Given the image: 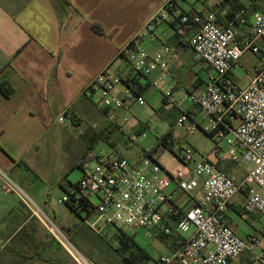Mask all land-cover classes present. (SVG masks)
<instances>
[{
    "label": "crops",
    "instance_id": "1",
    "mask_svg": "<svg viewBox=\"0 0 264 264\" xmlns=\"http://www.w3.org/2000/svg\"><path fill=\"white\" fill-rule=\"evenodd\" d=\"M165 1L0 0V170L18 186L27 187L32 200H36L42 209L50 211L48 191L30 190L31 181L33 175L42 170L48 176V158L57 152L55 147L60 143L70 145V167L77 164L82 168L87 158H94L91 149L97 144L99 135L111 129L109 124L113 118H120L128 110H153L169 129L185 113L193 114L192 118L199 121L200 112L189 102L188 96L199 91L208 68L196 60L195 52L182 41L183 36L171 28L173 20L160 22L156 39L145 41V47L151 54L162 50L165 45L175 52V57L167 56L169 77L163 79L159 86H154L153 82L160 77V71L144 78L135 74L128 60L121 55ZM185 2L191 9L183 6ZM257 2L264 4V0ZM243 4L250 11L256 8L254 0H243ZM214 7L223 9L224 15L231 10V3L229 0H205L201 8L190 5L187 0L181 3V10L191 14H204ZM94 25L101 27L104 34L97 33ZM247 30L248 26L237 28L236 43L242 42ZM194 31V28L189 29L191 35ZM258 46L259 53L245 51L240 61L241 68L231 74L241 87H247L251 75L264 66V42L259 41ZM105 68L111 71L114 68L119 75L137 76L141 84L138 92L145 98L146 105L140 106L134 100H128L123 109H102L87 100L82 95L83 90ZM4 86L13 90L12 96L3 94ZM119 90L122 92L123 88ZM166 90H172L174 104H169L164 98ZM68 111L76 117L75 120L66 116ZM62 115L68 118V124L59 121ZM142 126L150 128L145 120L133 117L131 125L122 129L126 135ZM73 129L81 130L77 139ZM53 134H58L60 139H54ZM124 134L117 138L115 131L112 139L127 153L132 149L127 145L123 147L121 142H126L127 138ZM185 135L183 132L182 138ZM136 154L133 152L132 157ZM156 155L171 172L189 174L185 164L170 150L161 147ZM225 160H230L221 161L227 167ZM249 169L247 165L243 170L245 175L235 181L243 180ZM67 171L59 169L55 181L65 193L73 188L63 185L67 181L64 177ZM232 172L230 165V174H226L231 177ZM1 186L0 177V264H58L57 261L71 259L59 249L52 234L33 215L27 202L15 192L4 193ZM172 190L176 204L189 209L192 200L178 190L176 182ZM246 196V192L237 195L236 211L231 221L232 228L244 238L254 231L252 222L243 221L238 216L246 203ZM67 212L69 215L63 214L61 230H67L74 236L80 229L74 215L79 216L69 207ZM54 219L58 220L56 212ZM144 233L149 241L159 240L165 245L167 251L163 255L172 249L162 240L152 239L147 232ZM239 261L259 264L250 252H244L231 264ZM69 264L74 263L70 261Z\"/></svg>",
    "mask_w": 264,
    "mask_h": 264
},
{
    "label": "built area",
    "instance_id": "2",
    "mask_svg": "<svg viewBox=\"0 0 264 264\" xmlns=\"http://www.w3.org/2000/svg\"><path fill=\"white\" fill-rule=\"evenodd\" d=\"M183 1L166 0L122 54L135 74L150 78L160 71V77L153 82L154 86H159L169 77L167 56L175 57V52L165 45L151 54L145 41L156 39L160 22L180 19L182 41L195 52L196 60L206 65L208 74L202 79L199 91L188 96L189 102L200 112L201 120L185 113L167 133L177 141L183 137V132L192 135L202 130L214 142L217 161L229 159L235 164L250 166L245 178L236 182L206 156L196 160L189 147L183 146V163L189 170V174H185L171 172L151 149H141L132 157L118 146L109 153L101 151L93 168L85 160L83 177L60 203L81 207L88 216L84 224L95 233L114 226L125 232L145 231L152 239L170 237L174 246L158 264H231L244 252H250L259 264H264V66L251 75L247 87H241L231 75L241 68L245 51L260 52L258 42H264V5L250 11L243 0H239L243 7L222 24L215 12L182 11ZM241 26H248L247 34L241 43H236L237 28ZM191 28L195 30L192 35ZM138 89L139 81L134 75L123 76L105 68L82 95L102 109H123L128 100L145 106L146 100ZM164 98L169 104L175 102L172 90H166ZM65 118L61 116L59 121L64 123ZM120 131L124 134L123 129ZM144 135L136 132L128 135V148L132 149ZM0 177L2 191L19 194L76 264H94L8 174L0 170ZM174 182L178 190L192 200L189 209L176 204ZM243 192L247 193L246 203L238 216L252 222L254 228L246 238L231 226L235 199Z\"/></svg>",
    "mask_w": 264,
    "mask_h": 264
},
{
    "label": "rangeland",
    "instance_id": "3",
    "mask_svg": "<svg viewBox=\"0 0 264 264\" xmlns=\"http://www.w3.org/2000/svg\"><path fill=\"white\" fill-rule=\"evenodd\" d=\"M190 5H194L196 8H201L203 6V2L199 0H187ZM186 2L183 3L186 9H191ZM124 62V61H123ZM113 68V72H114ZM119 89H122L121 87ZM63 116V115H62ZM137 117L142 120H145L149 123L150 128H148L144 133L143 137H139L136 144L133 145L132 150L128 151L127 154L132 156L133 152H139L141 149L148 150L149 148L156 147L158 144V138L161 137L163 134L167 133L169 126L163 120H161L153 110H128L124 113L120 118L112 119L116 128L117 138L122 136L123 133L120 131L122 127L126 128L125 126H130L132 123V118ZM65 123L68 124V118H65ZM201 117L199 118V121ZM109 126H112L109 124ZM114 126V125H113ZM81 130L73 129V133L75 138L77 139L78 133ZM56 133V132H54ZM127 134L125 136L131 135ZM54 139H60L58 134H53ZM181 140L179 138L177 141ZM184 145L185 147H189L193 150L194 156L196 160H202V156L208 157L211 161L216 162V151L214 142L208 137L202 130H198L195 134H187L184 136ZM123 147H125L126 142H121ZM57 152L54 153L52 156L48 158L47 162V169L50 171L48 176L44 170L36 172L33 175V179L31 181V188L30 190L33 191H41L47 189L48 192V200L51 203L50 211L42 209L36 200H33L34 203L40 207L46 214L50 216V218L57 224V226L61 228V221L63 218V214H68V207L66 203H60V200L66 196L67 193L64 192L62 187L58 185L57 182V175L58 170H68L64 177H66L67 181L71 184H78L81 178L83 177L84 171L79 165H74L70 167V153L71 150L69 143L63 142L60 143L57 147ZM178 148V147H177ZM112 150L110 144H108L105 140L99 139L97 144L94 148L91 149L94 158L88 161V166L93 168L97 164L96 156L103 151L105 153H109ZM77 152V151H76ZM225 165H231L233 172L231 173V177L234 180H240L245 174L243 170L247 167V164H235L232 161L224 162ZM249 166V165H248ZM225 167V166H224ZM23 170V169H22ZM25 171V170H23ZM44 171V173H43ZM43 173V174H41ZM46 177V178H45ZM21 189L27 196H30L31 199L33 198L30 193L27 191V187H23L21 184ZM29 189V188H28ZM72 189V188H71ZM36 199V198H35ZM97 204V203H96ZM57 213L58 220L54 219V213ZM69 215V214H68ZM74 218L77 224L80 226V229L77 231L74 236L70 235L67 230L63 232L70 240L72 244L89 260H91L94 264H98L97 262H106L107 264H123L120 256L115 252V248L119 246V239H118V230L114 226H108L100 233L93 232L87 224L83 222V220H88V216L85 212H81V215L77 217L74 215ZM91 231H90V230ZM128 234L133 235L136 242L141 245L142 247L146 248L149 252L152 259L146 264H158L159 259L162 257L164 253H166L167 249L163 243L159 240L156 241H149L145 237L144 231L138 232H128ZM167 255V254H165ZM71 261L76 264V262L71 258ZM236 264H251L246 261H239Z\"/></svg>",
    "mask_w": 264,
    "mask_h": 264
},
{
    "label": "trees",
    "instance_id": "4",
    "mask_svg": "<svg viewBox=\"0 0 264 264\" xmlns=\"http://www.w3.org/2000/svg\"><path fill=\"white\" fill-rule=\"evenodd\" d=\"M231 3V10H228V12L224 15H222L223 13V9L222 10H218L216 7H214L211 12H215L217 14V17L219 19V21L223 22V24H226V22L228 21V19L234 17L236 11L243 7V4L239 1V0H229ZM262 1V0H260ZM204 2V1H203ZM254 2L256 3L255 7H260L261 5L264 4H260L257 2V0H254ZM202 14V13H201ZM180 19L179 18H174L173 22L171 23V28L179 33V27H181V24L179 23ZM94 29L96 30L97 33L103 35L104 31L101 27H99L98 25H94L93 26ZM182 42V41H181ZM123 55V54H121ZM137 79V76H135ZM141 86L140 82H139V87ZM3 94L6 97H10L13 94V90L10 89V87L8 86H4L3 89ZM139 91V89H138ZM139 93V92H138ZM198 111V110H197ZM189 116H193V114L188 113ZM66 116L71 117L72 120H75L76 117L73 116L71 114L70 111L67 112ZM174 126V124H173ZM148 129V126H142L140 127L136 133L141 136L146 130ZM116 131V126H111V129L108 128L107 132H105L102 135H99V139H103L105 140L108 144H110V146L112 148H117L118 144L112 139L113 134ZM184 138H182L179 141H174L172 140V134L170 132L167 133V135L158 138V144L156 147H154L153 149H151L152 154H156L157 151L163 147L165 149L170 150L171 152H173L182 162L185 161V155L183 153V145H184ZM177 143L179 144L178 148H177ZM90 159V158H89ZM89 159L87 158L86 160L89 161ZM91 160V159H90ZM213 162V161H212ZM218 167L225 173H229V166L224 167L223 162L218 161L217 162ZM66 180V179H65ZM64 186H71L73 188L77 187V184H71L68 181H65V184H63ZM71 210H73L78 216L81 215V212H83V209H81V207H75L69 203L66 204ZM118 230V239H119V246L117 248H115V252L118 254V256H120L122 263L123 264H146L148 263L152 257L150 256L149 252L147 251L146 248L142 247L141 245H139L134 236L128 234L127 232L117 229ZM161 240L169 245L170 247H173V243L172 241H170V237L168 236H161ZM54 242L56 243V245L59 246V249L62 250L64 253L68 254L63 248L62 246L56 242V240H54ZM70 257V256H69ZM64 260V259H63ZM68 261L70 263L71 259L68 258ZM67 260H65L64 262L62 261H57L58 264H69ZM98 264H107L106 262H97ZM177 264V263H174Z\"/></svg>",
    "mask_w": 264,
    "mask_h": 264
}]
</instances>
